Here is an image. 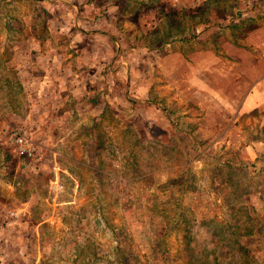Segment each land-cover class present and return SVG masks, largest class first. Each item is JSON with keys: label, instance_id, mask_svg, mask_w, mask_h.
Returning a JSON list of instances; mask_svg holds the SVG:
<instances>
[{"label": "rangeland", "instance_id": "obj_1", "mask_svg": "<svg viewBox=\"0 0 264 264\" xmlns=\"http://www.w3.org/2000/svg\"><path fill=\"white\" fill-rule=\"evenodd\" d=\"M42 1L53 0H0V50L48 49L34 39L46 34L41 20L64 13L67 21L45 22L46 35L52 36L51 48L65 50V61L74 59L76 46L58 40L80 36L70 28L72 9ZM92 5L82 17L88 15L96 28L112 22L119 38L113 50L123 63L101 55L81 78L100 86L113 75L128 82L125 89L113 86L111 101L103 89L86 86L66 101L57 92L52 97L59 99L49 103L28 82L30 68L17 74L11 64L2 67L0 78L9 77L16 87L0 90V210H7L0 218V264H264V85L261 104L238 110L236 102L207 96L200 82L191 89L171 87L182 73H167L188 62L216 66V55L230 66L235 59L226 52L240 47L246 53L237 65L241 70L225 69L220 79L214 69L210 76L224 94L242 99L249 89L247 61L260 62L257 77L264 67V36L252 37L251 45L239 39L256 28L251 22L264 25V1ZM20 36L26 38L18 43ZM248 51L257 57L249 58ZM29 58L43 61L37 51ZM87 115L95 117L86 121ZM92 131L96 141L89 139ZM17 133L33 156L18 154ZM64 136L75 144L63 146ZM33 193V212L10 227L8 212ZM89 241L104 258L75 255L77 245Z\"/></svg>", "mask_w": 264, "mask_h": 264}, {"label": "crops", "instance_id": "obj_2", "mask_svg": "<svg viewBox=\"0 0 264 264\" xmlns=\"http://www.w3.org/2000/svg\"><path fill=\"white\" fill-rule=\"evenodd\" d=\"M43 3L49 5V7L56 6V5L63 6L64 11L66 10V8H68V10L70 8L72 9V14L74 15V17L72 18L73 24L70 28L73 32H78L77 34H80V36L74 37L72 36L73 35L72 33L71 36H61L58 40H61L62 42H66V41L72 42V47L76 46L77 48L75 53H77L78 51L79 53L75 54L76 57L74 56V59L70 61H65L64 59H67L65 50L51 48L52 36L46 35L48 33L49 28H47V26L45 28V24H46L45 22L53 18L57 20L56 21L57 23L59 22L62 23L64 20L67 21L68 18L64 16V13H58L54 17H51L50 15L47 14L46 18L43 17V19L41 20V22L43 23V29H45V32H46L45 36H38V37L34 36V39L38 43H42L44 41L48 49L28 50V49L23 48L20 51L19 50L17 51L16 49V50H11V52H8V53H6L7 51L0 50V74H3V72L1 71H2V67L5 64L6 65L11 64L15 71L16 69L18 70L17 74L19 73V71L22 74H24L28 72V68H30L29 72H30V77L32 79L29 80L28 82H32V86L36 88L35 90H41L42 94L48 95L46 97L47 102L53 103V104L55 103V100L59 99L58 96H56V98L52 97L57 92L60 93L62 95L63 100L66 101L68 99L67 97H69L70 95L74 96L76 94H79L81 92V89H83V87L86 88L87 86L89 88L90 87L94 88V90H96L97 88L103 89V94L106 100L111 101L113 86L116 89L127 88L128 82L126 83L125 81V84L123 85V83L119 82L118 78H116L115 75H113L114 77L112 76L110 81L104 80L105 83L103 84V86H100L101 82L99 81H96V80L95 82L89 81L86 78H84L85 80L84 82H82L83 78L81 77H83V75L86 74V72L85 73H82V72H84V70L88 67H94V61H93L94 58H96L95 60L99 61L100 56L103 55L105 59L108 61L112 62V59H114V60H119V62L123 63L122 59H118L119 58L118 53H116L115 50H113V42L116 43V41L119 38L117 36H113L114 32H113L112 22L110 21L109 23L107 22V20H104L103 23H100L101 25L99 26V28H96L95 21L89 18L88 15L86 16V19L82 17V10H89L91 7L93 8L92 0H84V1L81 0L80 2L75 3L74 5H73V2H65V0H53V1H48V2L42 1V4ZM43 9H45V12H49L50 10L46 8H43ZM69 14H70V11H69ZM80 22L82 23V26L79 28ZM251 23L256 24L257 26L254 30H252L249 36H241V37L239 36L240 37L239 40L248 41L247 42L248 45H251V43H253L252 37H255V35L262 34L264 36V25L261 23L257 24L258 22L255 23V21ZM254 32L256 33L253 34ZM25 38H26L25 36L23 37L20 36V38L19 39L16 38V40L19 43V42L25 41ZM31 39H33V37ZM26 45L30 47L32 45V41H29L28 43H26ZM49 46H50V49H49ZM67 47H70L69 44ZM107 49H109V52L107 51ZM33 51L34 53L35 51H37V53L40 54L41 59L43 61L38 60L36 64H33L31 62L32 60L29 58L33 54ZM113 53H116V56ZM174 53L172 54V56L174 55ZM226 53L235 59L234 61H232L230 66L223 65L222 60L225 57L216 55L214 57L215 61L218 63L216 66L213 65V62L211 64H204L202 61L200 64L194 65L188 62L187 65H185L184 67L180 65L178 67L175 66L173 68H170V70H168L167 72L168 74L172 73L173 71L179 72V74L182 73L181 75H179V77H175V80H173V82L170 84L171 87L174 86L177 88V85H180L181 83V85L185 86V88L191 89V87L194 85V82L197 81V82H200L201 84L199 89L201 88L202 92H206L207 96L209 97L215 96L214 97L215 100L222 104H225L226 101L232 104H235L236 102V104L238 105V110L241 109V105L249 106V108H252V107H256L257 105L261 104L263 102V98H261L260 95L263 96V94L260 93V90L263 89L262 86L264 85V67L260 69L261 74L259 77H257L258 67L260 65V62H258L255 59L252 61L248 60L245 65L248 68V72L250 73V78H248L249 79L248 80L249 89L247 93L244 94V97L242 99L235 101L233 100L234 94L226 95L224 94L222 89H220L217 86H214L212 77L210 76V74L213 73L214 69L216 70L217 74L221 71L220 76H219L221 79V76H223L222 72L225 73L226 71L225 69H231V71L235 69L241 70L239 66L237 65L241 61L242 55L246 56L245 52H240V47H237V50L233 49L231 51H227ZM248 56L249 58H251V56L254 58L257 57L256 55L254 56L251 51L250 52L248 51ZM80 57L84 59H81ZM236 58L238 59V61L236 60ZM59 59H61V61H58ZM161 64L164 65L163 63H160V65ZM120 66L121 67L118 69L122 68L121 64ZM94 72H96V70ZM219 77L217 75V80H219ZM15 87H16V84H12L11 79L9 77H6L3 75V77L0 78V90L2 89L11 90V89H14ZM183 97L186 98V94ZM143 100H146L147 102H149L147 99H143ZM108 103L110 102H107L105 104V107H108ZM110 109H111V106H110ZM63 113L64 112H60V114H63ZM68 116L69 115L67 112V114L64 115V117L67 119ZM106 116H109V115H106ZM71 117L69 118V120L74 119V117L73 118ZM94 117L95 115L93 116L87 115L86 121L91 118L94 119ZM92 133L93 135L90 136L89 139L90 141L91 140L96 141L97 140L95 138L96 131H92ZM64 139L65 141L62 143L63 146L70 144V143L75 144L74 137H72L71 141H68L65 136H64ZM7 151L8 149H4L2 152H7ZM80 151H82L81 148H80ZM34 196H35V193H33L31 198L22 199L21 200L22 203L20 204V206H16L18 208L11 210V211L14 210V212L16 213V218L13 219L12 222H10L12 223L9 225L10 227L21 225L22 220H24L25 216L27 218L28 216L27 213L33 212L34 210L33 202H36L34 200L37 199V198H33ZM1 209L2 210H0V218L3 221V217H7V210H4L3 206H1ZM49 216L50 214H48V217ZM29 218L30 216L28 217V219ZM42 222L43 221H41L40 223ZM40 223H38V225H41Z\"/></svg>", "mask_w": 264, "mask_h": 264}, {"label": "trees", "instance_id": "obj_3", "mask_svg": "<svg viewBox=\"0 0 264 264\" xmlns=\"http://www.w3.org/2000/svg\"><path fill=\"white\" fill-rule=\"evenodd\" d=\"M76 248H77L76 250L78 251V253L77 254L75 253V255L78 258L81 257V256L84 258V255H85L86 252H87V255H88V261H90L91 258L93 260H98V259L104 258L103 257L104 255L101 254L100 252H98L97 245L95 243H92L91 241L85 242V243H80V244L77 245ZM243 252H244V250H243ZM202 254L206 255V252L204 251ZM187 255H188V257L191 260H192V258L193 259L195 258L193 253H192V255H191V253H188ZM191 256H192V258H191ZM215 263H218V260H216ZM199 264H208V262H207V260L204 259L202 261L200 260Z\"/></svg>", "mask_w": 264, "mask_h": 264}, {"label": "built area", "instance_id": "obj_4", "mask_svg": "<svg viewBox=\"0 0 264 264\" xmlns=\"http://www.w3.org/2000/svg\"><path fill=\"white\" fill-rule=\"evenodd\" d=\"M264 1V0H263ZM15 143H16V148L18 151V154L21 156H25V157H31L34 155V151L32 148L28 147L25 144V140L24 137L21 134H18L15 136L14 139ZM8 216L11 219H14L16 217V213L13 211L8 212Z\"/></svg>", "mask_w": 264, "mask_h": 264}]
</instances>
